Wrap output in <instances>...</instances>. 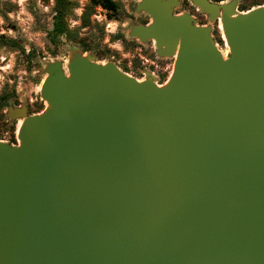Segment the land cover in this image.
<instances>
[{
  "label": "water",
  "instance_id": "95a60500",
  "mask_svg": "<svg viewBox=\"0 0 264 264\" xmlns=\"http://www.w3.org/2000/svg\"><path fill=\"white\" fill-rule=\"evenodd\" d=\"M190 2L225 59L177 0H139L128 36L173 60L165 85L74 51L45 64L47 108L7 109L0 264H264V3Z\"/></svg>",
  "mask_w": 264,
  "mask_h": 264
},
{
  "label": "rangeland",
  "instance_id": "374dc122",
  "mask_svg": "<svg viewBox=\"0 0 264 264\" xmlns=\"http://www.w3.org/2000/svg\"><path fill=\"white\" fill-rule=\"evenodd\" d=\"M70 1L75 4V8L67 23L70 29L75 28L77 38L85 41L87 51L82 50L81 44H71L62 37L57 43L51 41L49 31L53 0H0V35L14 40L24 49V54L30 50L35 56L27 63L20 51L0 47V96L8 97L6 104L0 106V141L14 144L17 134L19 120L7 117V109L24 106L28 110L27 115L37 114L43 107L45 109L46 103L39 97V88L45 76V64L59 61L65 68L74 51L83 56H93L98 64L110 61L121 72L134 79L144 80V74L149 73L155 79L154 83H167L172 73L173 60L156 57L153 41L140 43L128 36L132 26L149 22L144 13H134V7L139 0H113L118 6L115 20H107L105 13L96 8L90 16L92 28H79V16L87 0ZM236 1L237 6L244 5L247 10L256 7L252 3L263 0ZM177 2L178 5L173 9L174 14L187 13L191 16L193 9L200 13L190 0ZM236 10L238 11L237 7ZM205 24L211 27V37L225 57L227 45L219 21L209 23L206 18Z\"/></svg>",
  "mask_w": 264,
  "mask_h": 264
},
{
  "label": "trees",
  "instance_id": "16d2710c",
  "mask_svg": "<svg viewBox=\"0 0 264 264\" xmlns=\"http://www.w3.org/2000/svg\"><path fill=\"white\" fill-rule=\"evenodd\" d=\"M214 2H220L224 0H213ZM264 0L252 3V6H258L263 4ZM75 4L70 0H53L51 7V29L49 31V38L53 43H57L62 37L65 41L71 44H81L82 50L87 51L88 46L84 40L77 38V32L75 28L70 29L67 23L72 16ZM101 9L107 18V20H115L118 14V6L113 0H87V3L82 8L79 16V28H92L90 23V16L94 14L95 9ZM238 11H244V5L237 6ZM0 47H5L9 50H18L24 55V59L29 63L35 58L34 52L27 50L24 54V49L19 47L14 40H10L0 35ZM8 101V97L4 95L0 96V106H3Z\"/></svg>",
  "mask_w": 264,
  "mask_h": 264
},
{
  "label": "flooded vegetation",
  "instance_id": "af4514ba",
  "mask_svg": "<svg viewBox=\"0 0 264 264\" xmlns=\"http://www.w3.org/2000/svg\"><path fill=\"white\" fill-rule=\"evenodd\" d=\"M191 18L195 20V22H196L197 25H200V26H205V25H206V24H205L206 16L203 15V14L197 13V12L195 11V9L191 10ZM141 25H145V23H142ZM149 42H150V41H149ZM159 64H162V62H160ZM161 69H163V68L161 67ZM167 69H168V68L165 69V74H167ZM159 81H160V80H158V82H159ZM26 113H28L27 108H26Z\"/></svg>",
  "mask_w": 264,
  "mask_h": 264
},
{
  "label": "bare ground",
  "instance_id": "6f19581e",
  "mask_svg": "<svg viewBox=\"0 0 264 264\" xmlns=\"http://www.w3.org/2000/svg\"><path fill=\"white\" fill-rule=\"evenodd\" d=\"M219 23H220V22H219ZM220 29H221V25H220ZM222 36H223V34H222ZM223 39H224V37H223ZM217 46H218V45H217ZM215 47H216V46H215ZM216 48H217V47H216ZM217 50H218V49H217ZM218 51H219V50H218ZM219 53L221 54V56H222L223 59L226 58V57H224V55H223L222 52L219 51ZM173 58H174V56H173ZM63 70H65L64 67H63ZM65 74H66V72H65ZM136 80H137V82H142V81H144V80H138V79H136ZM168 80H169V79H168ZM165 84H166V83H165ZM165 84H164V85H165ZM155 85H157L158 87L163 86V85H158V84H155ZM43 102H44V101H43ZM46 108H47V104H46ZM43 110H44V109H43ZM41 112H42V111H41ZM41 112H40V113H41ZM40 113H39V114H40ZM18 120H19V121H18V128H17V131H18V129H19L20 125H21V122H22L21 119H18Z\"/></svg>",
  "mask_w": 264,
  "mask_h": 264
},
{
  "label": "built area",
  "instance_id": "2783aa9c",
  "mask_svg": "<svg viewBox=\"0 0 264 264\" xmlns=\"http://www.w3.org/2000/svg\"><path fill=\"white\" fill-rule=\"evenodd\" d=\"M14 140H15V138H14Z\"/></svg>",
  "mask_w": 264,
  "mask_h": 264
}]
</instances>
